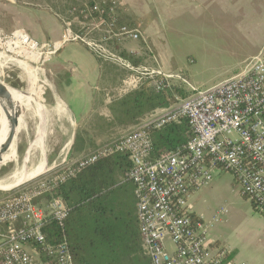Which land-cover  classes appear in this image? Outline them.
<instances>
[{
	"label": "built area",
	"instance_id": "1",
	"mask_svg": "<svg viewBox=\"0 0 264 264\" xmlns=\"http://www.w3.org/2000/svg\"><path fill=\"white\" fill-rule=\"evenodd\" d=\"M118 7L117 0L82 5L80 16L65 20L61 36L52 42L35 40L24 29L11 36L48 58L69 43L83 45L102 61L129 71L119 88L122 94L136 90L147 79L159 90L172 86L171 77L180 75H169L151 64H135L112 48L115 41L146 40L141 30L119 24ZM4 32L0 26V36ZM183 120L193 132L187 144L153 158L151 131ZM117 154H126L131 161L123 182L134 185L142 248L151 264H246L228 263L227 247L216 246L209 238L210 228L228 211L220 209L213 223L205 224L191 211L189 199L194 191L210 185L217 171H228L240 192L264 215V46L234 76L173 106L151 111L118 139L68 161L0 201V264H36L31 243L39 244L58 264H76L65 230L70 207L61 198L42 205L35 199ZM50 220L61 229L56 242L48 241L44 231Z\"/></svg>",
	"mask_w": 264,
	"mask_h": 264
},
{
	"label": "crops",
	"instance_id": "2",
	"mask_svg": "<svg viewBox=\"0 0 264 264\" xmlns=\"http://www.w3.org/2000/svg\"><path fill=\"white\" fill-rule=\"evenodd\" d=\"M47 1H51L50 5L53 4V8L47 4ZM47 1L45 4H38L42 5L38 7L43 13L39 17L30 16L28 20L30 24L20 26L14 24L7 28L2 23L3 27L9 30L22 27L39 41L48 38L56 40L61 35L63 22L79 17V8L93 0H72L73 3H68L64 9L57 4V0ZM117 2L119 24L141 30L146 40L115 41L112 43V48L135 64H151L160 67L169 75H177L178 72L168 67L162 58L163 46L160 40L164 35L160 31L152 32L147 27L150 26V22L157 20L151 5L133 0H117ZM185 2L186 0L175 1L176 5H183ZM29 3L32 2L24 4ZM169 3L172 4L171 0ZM152 4L155 7V4ZM219 6L216 14L221 16L222 21L228 23V30L239 35L247 47L241 68L227 77L229 78L240 72L264 46V0H219ZM37 21L45 22L46 26H40ZM131 21L138 24L132 25ZM169 32L180 34L179 29L173 24H170ZM148 47L157 57V62L152 58ZM49 72L53 88L46 93V103L54 122V130L51 134L57 136L41 147L46 157L51 156V159L47 157L50 161L48 163L44 157L46 163L44 170H47L48 175L61 169L68 161L90 154L118 139L138 124H125L122 121L120 126L128 128H121L122 133L116 136L120 132L119 120H121L117 116V109L120 100L126 95L120 93L119 88L128 76V70L111 62L102 61L83 45L69 44L53 56ZM174 78L176 77H171L172 82ZM47 164L49 166L46 169ZM130 167L131 161L128 155L117 154L109 157L107 163L102 166L100 175L114 185L107 196L103 197L104 208L83 207L81 211L85 210V214L82 213L83 211L76 212L78 213L76 220H70L71 237L79 246L76 249V264H80L81 257L89 260L90 264H151L150 258L142 248L134 185L131 182H123L124 174ZM224 172L217 171L213 182L205 186L208 188V193L216 190L217 179ZM231 187L238 193L237 197H234L236 204H240V211L236 217L238 223L232 229L224 227L225 230L222 227L215 229V226L214 228L212 226L208 233L209 238L216 246L227 247L228 263L264 264V215L250 198L240 192L236 183H233V186L231 184ZM196 191L189 199L191 211L203 223H213V221L207 222L212 215L200 207L197 200L194 201ZM204 201L210 204L209 201ZM220 209H226L228 212L219 223L226 221L231 212L227 205ZM30 249L36 264H49V261L45 260L48 256L45 252L43 255L40 254L31 244Z\"/></svg>",
	"mask_w": 264,
	"mask_h": 264
},
{
	"label": "rangeland",
	"instance_id": "3",
	"mask_svg": "<svg viewBox=\"0 0 264 264\" xmlns=\"http://www.w3.org/2000/svg\"><path fill=\"white\" fill-rule=\"evenodd\" d=\"M29 1L32 3L24 4ZM46 1L0 0V26L3 27L5 25L9 28V26H13L14 24H18V26L30 24L28 22L30 16L31 18L39 17L43 13L40 7H38L42 5L38 4H45ZM133 1L150 4L154 11L157 20L150 22V26L148 25L147 27L152 32L160 31L164 35V38L160 40L163 46L162 58L168 67L180 75V77L176 76L174 78V84H180L183 88L195 92L205 90L241 68V61L247 54V47L239 35L228 30V23L222 21L221 16L216 14V9L218 10L220 7L219 0H186L183 5H176L175 1L178 0H171L172 4L169 3V0ZM50 2L47 1V4L50 5ZM68 3H73V1L57 0V4L63 9L67 7ZM152 3L155 4V7ZM50 6L53 8V4ZM37 24L42 27L46 26L43 21H37ZM130 24L138 23L131 21ZM170 24L175 25L179 29L180 34L175 32L170 33ZM3 28L5 32L0 36V81L22 92L26 91V89L28 91L31 88V81L25 67L33 70L38 75L36 95L40 99L39 102L43 104L44 111L42 110V116L40 117L34 110L30 113L24 112L22 115L24 120L23 127L17 132L15 138L17 158L0 165V180L4 182L23 169H26L32 175L22 180L15 187L3 186V188H0V201L9 195L22 191L29 183L47 175V170H45L42 174L34 176V170L39 164L44 162V157L46 160L47 157L51 159L49 155L46 157L44 149L41 148L43 147L42 144H48L57 136V134H51L54 130V122L53 117L48 112L46 103V93L53 88L50 81L49 65L54 55L48 58L47 55L29 51L30 49H26L27 46L25 44H21L16 38L11 36L17 29L24 28L19 27L12 30ZM25 31L28 32V30ZM30 36L34 38L32 35ZM54 39L48 38L45 41L52 42ZM69 44L77 43L73 42ZM189 94L191 95L193 92L190 91ZM121 122L119 120L120 132L116 136L122 133L123 130L121 128H128L120 126ZM123 122L125 124H133L129 120ZM41 126L44 127L42 128ZM42 129L45 130L44 136L41 147L38 148L34 144L38 140V135L42 134ZM31 144L34 147L32 146L30 149ZM48 162L50 161L47 160L46 163ZM48 166L47 164L46 169ZM233 179V174L225 171L217 179L218 187L216 190L208 193V188L202 187L194 195V201L197 200L200 207L212 215L211 219L207 222L213 221L220 208L225 205L230 207L229 218L221 223L215 222L212 228L215 226V229L217 227H222L224 230V227L232 229L238 223L236 217L240 211V204H236L235 202L234 197H237L238 193L232 190L231 184L233 186V183H236L235 179ZM210 195L213 197H210ZM203 199L209 201L210 204H206ZM43 203H47L46 200L42 199L40 204L42 205Z\"/></svg>",
	"mask_w": 264,
	"mask_h": 264
},
{
	"label": "trees",
	"instance_id": "4",
	"mask_svg": "<svg viewBox=\"0 0 264 264\" xmlns=\"http://www.w3.org/2000/svg\"><path fill=\"white\" fill-rule=\"evenodd\" d=\"M190 91L183 88L180 84H173L165 89H157L152 80H145L136 90L127 93L119 102L117 116L121 121L129 120L133 124L139 122L145 115L154 111L157 108L170 107L178 103L180 97H188ZM153 132V148L152 157L156 158L162 153L171 150H177L187 144L192 137V129L187 120L180 123H173L161 130ZM125 156H127L125 154ZM109 157L100 160L95 165L85 169L77 177L58 185L44 193L41 198L35 199V203L41 205V200H46L50 204L54 198H61L70 207L71 212L65 222V230L69 239V243L76 259L77 242L71 237L69 223L70 220H76V215L81 213V208L88 206L89 208L102 207L104 208L103 197L107 196L108 192L113 188V183L100 175L102 166L107 163ZM48 175V174H47ZM44 175L40 178H44ZM256 206V205H255ZM81 211V212H80ZM49 212V209H46ZM76 213V214H75ZM85 214V210L82 212ZM75 214V215H74ZM72 221V220H71ZM48 241L56 242L61 236V229L56 221L50 220L44 228ZM36 247L40 254L43 251L37 243H31ZM45 260L49 264H58L53 256H46ZM80 264H90L89 260L79 259Z\"/></svg>",
	"mask_w": 264,
	"mask_h": 264
},
{
	"label": "bare ground",
	"instance_id": "5",
	"mask_svg": "<svg viewBox=\"0 0 264 264\" xmlns=\"http://www.w3.org/2000/svg\"><path fill=\"white\" fill-rule=\"evenodd\" d=\"M25 69H26L28 77H29V79L31 81L30 90L27 91V89H26V91L22 92L20 90L12 88L11 86L7 85L6 83H4L2 81H0V86H2L12 96V100L14 101V103L18 104L22 108L23 114H24V112L30 113L32 110H34V111H36L38 113V115L40 117V116H42L41 112L44 111V107H43V104H41V102H39L40 99L36 95V91H37L36 83H38L37 82L38 75L35 74V72L33 70L29 69L28 67H25ZM0 105H1V114H0V151H1L2 147L6 143L5 141H8L12 131L14 130V127H15L16 122H17V113H16L15 109L13 108V106L11 105V102L3 95V93L1 91H0ZM23 121L24 120L21 117L20 118V125H19L18 130H20L23 127L22 126L23 125ZM25 125H26V123H25ZM25 125H24V127H26ZM38 126H40V125H38ZM41 127L43 128L44 126H41ZM44 131L45 130L42 129V132H41L42 134L38 135V140L34 144L38 148L41 147L42 138L44 136V134H43ZM34 145L31 144V146L29 148L31 149L32 146L34 147ZM29 154H31V153H29ZM16 158H17V151H16V142L14 140L13 144L11 145V147H10V149L8 151V153L4 156V160H3V162L1 164L5 163L7 161H10V160L16 159ZM44 169H45V163L43 162L42 164H39L36 167V169L34 170V176L42 174L43 171H45ZM31 175L32 174L30 172H27L26 169H23V170H21V172H18L17 174H14L11 178L7 179L4 182L0 180V188H3V186H6V187L7 186L8 187L14 186L15 187V185L19 184L22 180L27 179Z\"/></svg>",
	"mask_w": 264,
	"mask_h": 264
},
{
	"label": "water",
	"instance_id": "6",
	"mask_svg": "<svg viewBox=\"0 0 264 264\" xmlns=\"http://www.w3.org/2000/svg\"><path fill=\"white\" fill-rule=\"evenodd\" d=\"M0 91L11 102V105L13 106V108L15 109V111L17 113V122H16V125L14 127V130L12 131L8 141H6L5 145L2 147V149L0 151V164H1L4 160V156L8 153L11 145L13 144V141L16 138L17 132L19 131L18 128L20 125V118L23 115V110L18 104L14 103V101L12 100V96L2 86H0Z\"/></svg>",
	"mask_w": 264,
	"mask_h": 264
}]
</instances>
